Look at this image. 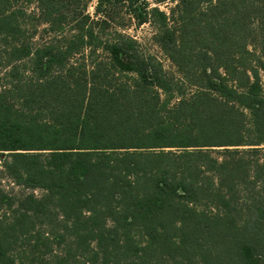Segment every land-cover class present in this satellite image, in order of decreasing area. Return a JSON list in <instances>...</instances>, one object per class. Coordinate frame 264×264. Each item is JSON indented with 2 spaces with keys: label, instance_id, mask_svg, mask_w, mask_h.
I'll return each instance as SVG.
<instances>
[{
  "label": "trees",
  "instance_id": "trees-1",
  "mask_svg": "<svg viewBox=\"0 0 264 264\" xmlns=\"http://www.w3.org/2000/svg\"><path fill=\"white\" fill-rule=\"evenodd\" d=\"M91 1L0 0V264H264V0Z\"/></svg>",
  "mask_w": 264,
  "mask_h": 264
},
{
  "label": "rangeland",
  "instance_id": "rangeland-1",
  "mask_svg": "<svg viewBox=\"0 0 264 264\" xmlns=\"http://www.w3.org/2000/svg\"><path fill=\"white\" fill-rule=\"evenodd\" d=\"M71 1V0H64ZM151 6H154V3L152 1H149ZM72 4V5H71ZM96 1L92 0L91 2L87 3L86 6V12L90 15L94 16V7H95ZM71 5V6H70ZM174 6L173 3H168L166 5L160 6L159 8L163 11H167L169 8H172ZM82 8L83 3L80 2H70L69 9H76V8ZM27 8V7H26ZM113 16H114V22L116 29L120 32L124 33L125 35H128L130 37H133L136 39L140 44L144 51L149 52L150 54L154 55L158 60L161 61L164 69L167 72H170L174 74L176 78H178V75L176 73L175 68L170 64V62L162 55V53L159 51V49L154 46V43L152 41V36L154 34V29L150 24H145L142 26H136L135 21L132 20L127 14H125L124 11L121 9H115L113 10ZM33 23H36L35 19H32ZM32 23V24H33ZM253 26V25H252ZM256 24H254V27ZM251 47V46H250ZM253 50V47L250 48ZM1 65V63H0ZM1 71V70H0ZM262 81L264 83V72H261ZM194 91V89L189 88L188 91H186V97H189V95ZM0 186L5 191H11V189H14V192H16V188H14L11 180L3 177L0 175ZM36 195L40 194V191L36 190L34 191Z\"/></svg>",
  "mask_w": 264,
  "mask_h": 264
}]
</instances>
